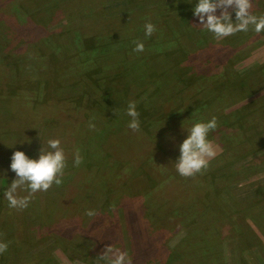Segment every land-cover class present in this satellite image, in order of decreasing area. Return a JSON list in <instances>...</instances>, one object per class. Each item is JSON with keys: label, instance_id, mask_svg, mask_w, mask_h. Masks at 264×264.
I'll return each mask as SVG.
<instances>
[{"label": "rangeland", "instance_id": "374dc122", "mask_svg": "<svg viewBox=\"0 0 264 264\" xmlns=\"http://www.w3.org/2000/svg\"><path fill=\"white\" fill-rule=\"evenodd\" d=\"M197 2L0 0V73L9 69L7 77L0 75V241L8 244L0 264H103L99 256L107 245L125 251L131 264H264V33L250 27L218 41L194 26L199 20L190 15ZM252 2L253 14L264 15V0ZM161 3L183 7L190 18L175 19L172 28L187 29L181 61L154 66L172 65L176 77L141 85V76L151 78L149 66L143 65V76L131 69V60L145 52L144 44L142 53L115 52L113 63H103L100 85L90 83L83 72L88 60L81 61L94 62L89 71L94 80L100 58L80 41L74 42L77 50L69 47L67 33L70 40L73 30L84 37L112 33L138 21L139 8ZM89 8L93 14L81 16L80 10L86 14ZM172 82L181 85L174 95ZM13 88L31 91L16 98ZM47 94L62 106L35 104ZM140 94L146 96L142 104ZM164 98L172 100L177 115L158 117L150 129L143 114L139 131L127 127L129 101L155 108ZM213 116L218 127L208 139L217 155L196 177L214 180L217 191L196 211L194 223L188 217L179 222L171 215L182 220L193 214L197 196L204 195L189 188L185 200L176 194L175 184L185 178L175 168L179 145L194 123ZM56 133L66 156L63 183L34 194L24 210L10 208L4 192L17 178L12 155L23 151L38 159ZM77 149L83 158L79 167L73 164ZM17 195L28 192L18 189ZM88 209L96 215H85Z\"/></svg>", "mask_w": 264, "mask_h": 264}, {"label": "clouds", "instance_id": "9594fccd", "mask_svg": "<svg viewBox=\"0 0 264 264\" xmlns=\"http://www.w3.org/2000/svg\"><path fill=\"white\" fill-rule=\"evenodd\" d=\"M252 0H198L193 9V14L198 18L199 26L203 30L213 34L216 40H221L238 32H248L250 27L256 33H264V15L257 16L252 12ZM231 9V11H229ZM220 14L217 15V11ZM235 13V22L232 14ZM145 36L151 37L156 31L153 23L144 25ZM133 51L142 53L145 45L142 41H134ZM126 115L130 117L127 125L133 132L140 130V113L137 111V103L134 100L128 102ZM89 127L94 129L91 122ZM218 127L217 118L213 116L207 122L194 123L187 130V138L179 145L180 156L175 162V168L179 175L189 178L202 174L209 166L210 160L217 155L216 148L208 139L209 133ZM23 143V142H22ZM48 150L44 147L40 150L38 159L29 158L23 151H15L11 157L10 168L16 173V179L4 192V198L9 207L17 210L26 209L34 194L47 192L54 184L60 186L63 183L66 156L59 139L47 141ZM83 163L79 149L74 155L73 164L79 167ZM24 189L26 196H18L17 190ZM115 210V208H113ZM85 215L93 217L95 210L88 209ZM8 249L6 242L0 241V255ZM103 264H131V258L120 248L107 245L99 256Z\"/></svg>", "mask_w": 264, "mask_h": 264}, {"label": "trees", "instance_id": "16d2710c", "mask_svg": "<svg viewBox=\"0 0 264 264\" xmlns=\"http://www.w3.org/2000/svg\"><path fill=\"white\" fill-rule=\"evenodd\" d=\"M66 1H70V0H66ZM55 6H57V3H54L52 5V8H54ZM182 9H184V8L180 7V6H177V7L173 6L171 3H161V4L153 5L151 7L147 6L146 8H143V10L139 8L135 12V13H137V12L140 13V15L138 16V18H139L138 21H135L133 23H128L126 26H123V28L117 27L115 30H113L112 33H109L108 31L104 30L101 33H98V34L93 35L91 37H84L83 35L79 36L78 32L73 30L74 35H72L71 40L69 37V33H67L68 38H66V39H67V41L69 40V42H68V43H70L69 47H72V48L74 47L76 49L74 42L80 41V47L81 48L86 47V50L88 52L92 50V51H95L96 54H98V58H100L98 60V62L99 61L100 62L98 63L96 61L94 80L89 75V71L92 69L91 66H92V64H94V62L92 64H90L89 58H83V60L81 62L84 63V61L88 60L89 67L86 71H83V72L85 73L87 78L91 79L90 83L94 82V83H96L95 85H100L98 83V81H99L100 73H103V69H102L103 63L104 62L113 63V58L115 59V52H121L123 50L127 51V50L133 49L135 47V45H133V41H134L133 37H135L136 39L143 41L144 44H147V49L145 50V52L143 54H141L137 58H134L131 60V63H132L131 69L133 68L135 70V72H136V70H138V73L141 70V73L144 76L145 73H144L143 65L144 64L148 65L149 69H150L151 78L146 79V77H142L140 75L141 79L143 81V83L141 85L142 86H144V85H161L160 80L162 78H164L166 75L168 78H170L172 76V74H173L172 73V65H169V66L164 65V66H168L166 73H165L166 70L164 69V66L159 67V69L162 70V72L158 71L159 69H156L154 66L159 65L158 62H164V61L172 62L175 65V64H177V62L181 61V58H183L182 55L184 53H182V52L184 50V45L182 44V37L185 35L187 29L183 30L180 33H176V31H173V29H172L175 19L183 21L186 18V15H188V12L181 11ZM70 10H71V8H70ZM80 12L82 13V15L80 14ZM80 12H79V14L81 16H90L93 14L92 9H90V8L86 14H83V10H80ZM193 15L194 14H191L190 17H192ZM189 19L190 18L188 16L185 20H189ZM147 22L153 23L156 27V31L153 33V35L151 37L145 36L144 25ZM189 25H191V24H189ZM160 40H161V43H159ZM50 42L53 43L54 47H58V48L61 47L60 44H57V43L54 44V41H50ZM63 48H65V51L69 50V48L66 47V45ZM37 51H41V50L38 49ZM148 51H151V53H149ZM105 52L109 53L111 57H109L107 54H105ZM0 58H1V56H0ZM193 59L198 61L199 58H193ZM126 62H127V59H126ZM8 64L10 65L11 62L8 61ZM80 66L82 67V65H80ZM96 71H97V73H96ZM8 72H9V69L6 68L4 71H2L0 73V75H5V77H7L6 74ZM86 72L88 73L89 76L86 74ZM106 72H111V69L109 71H106ZM157 72H158V74H157ZM161 73H162V75H160ZM204 75H207V74H204ZM96 76H98V77H96ZM158 76H160V78H158ZM102 77H103V75H102ZM104 77L106 78V76H104ZM175 77H176V75L172 76L171 78H175ZM179 79L181 80V83H182L184 76L182 77V75H181L179 77ZM202 79H203V77H202ZM72 80H74V79L72 78ZM189 80L190 79L187 80L188 83H189ZM67 83L68 82H65V83H62L61 85H66ZM94 83H93V85H94ZM185 84H187V83H185ZM229 84H232V80H230ZM169 85H175L174 89H173L174 92L172 93V95H174V93H177L179 91L177 88H179V86H181V85H179V83H174V82L170 83ZM193 87H195V85H193ZM199 87L200 86H198V88ZM28 90L31 91L30 88ZM28 90L16 93V88H13L10 91H12L13 93L15 92L14 94L12 93L13 96H15L16 98H20V97H22V94L28 92ZM1 93H3V92H1ZM138 96L139 95H137V98H138ZM165 96L168 97L169 93H165ZM72 97L79 98L80 96L79 95H73ZM145 99H146V96L142 97V95H141L138 103H140V104L144 103ZM167 99L164 98L163 100L159 101V103H157L158 106L155 107L156 109L154 108V106L151 108H150V106H145V107L143 106L142 107L137 103V111L140 113L141 119H142L143 114H145V116H146L145 122L150 127V129H151V126H154V124L159 123V122H157L158 117H160V118L162 117L163 119H165L169 115H170V117L177 115L176 108H172V100L170 98H167ZM68 101L70 102L69 99H68ZM98 101H100V100L98 99ZM51 103L58 104V105L61 104V106H62V102L59 99H54L51 97V95L49 97L48 94L44 100H36V102H35V104L39 105V107L42 105L50 107ZM78 104H79V102L77 103V105ZM69 105H71L70 107H72V108L73 107L76 108L75 106H73L71 104V102ZM35 108H37V107H35ZM199 108L200 107L196 108L194 112L199 110ZM55 109L58 110V108H55ZM150 109H153V110H150ZM158 111H159V114H158ZM70 112L71 111L69 110L66 113L68 115H70ZM238 126H241V125H238ZM147 132H149L148 129H147ZM58 135H57V133L55 134V136L57 137L56 139H59ZM224 147H226L225 144H224ZM175 186L178 189L176 191L177 192L176 194H179V196L181 197L180 199H183V200H185L187 194H190V192L187 190V188L191 189L192 193H195V194H199L204 190V195L197 196V208L195 209L193 214H191V215L185 214L182 220L180 219V217L177 214L171 215V216L177 218L179 222L185 221L186 217H188V221L194 223V217H195V215H197L196 211L200 208V206L202 207L201 210H204L212 200L210 198L212 193L214 191L215 192L217 191V187H216L214 180L209 181V180H207V178H204L202 176L184 178L179 184H175ZM148 193H150V192H148ZM202 202H203V204L201 205Z\"/></svg>", "mask_w": 264, "mask_h": 264}]
</instances>
